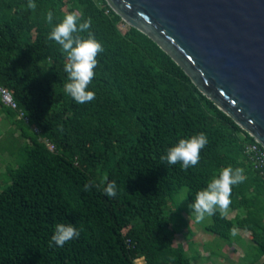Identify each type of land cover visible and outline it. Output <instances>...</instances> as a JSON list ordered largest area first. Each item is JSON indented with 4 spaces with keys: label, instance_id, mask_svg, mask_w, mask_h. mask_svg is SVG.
Wrapping results in <instances>:
<instances>
[{
    "label": "trees",
    "instance_id": "1",
    "mask_svg": "<svg viewBox=\"0 0 264 264\" xmlns=\"http://www.w3.org/2000/svg\"><path fill=\"white\" fill-rule=\"evenodd\" d=\"M34 2L32 10L28 0H0V83L28 117L17 118L0 102L24 152L3 172L0 264H134L139 256L150 264H194L175 242L188 227L185 210L170 203L183 186L192 203L229 165L246 175L233 186L228 210L237 212L224 219L217 212L202 228L229 242L237 236L231 229L250 231L242 260L264 264V175L244 153L255 139L151 37L131 25L121 30L122 17L106 0ZM72 11L80 22L91 18L88 31L104 48L89 85L95 99L85 104L66 94V54L48 39ZM200 132L208 144L195 167L184 171L161 160ZM112 180L118 192L109 198L103 189ZM59 223H73L80 236L56 246L51 237Z\"/></svg>",
    "mask_w": 264,
    "mask_h": 264
},
{
    "label": "water",
    "instance_id": "2",
    "mask_svg": "<svg viewBox=\"0 0 264 264\" xmlns=\"http://www.w3.org/2000/svg\"><path fill=\"white\" fill-rule=\"evenodd\" d=\"M264 145V0H106Z\"/></svg>",
    "mask_w": 264,
    "mask_h": 264
},
{
    "label": "clouds",
    "instance_id": "3",
    "mask_svg": "<svg viewBox=\"0 0 264 264\" xmlns=\"http://www.w3.org/2000/svg\"><path fill=\"white\" fill-rule=\"evenodd\" d=\"M27 7L35 10L37 5L34 0H28ZM47 22L52 23L53 13L49 11ZM81 21L79 13L72 11L66 13L63 19L52 28L48 39L61 46L66 54L64 71L68 75L65 84V92L77 103L85 104L95 99V92L89 90L95 76V68L98 65V54L104 51L103 44L88 31L91 26V18ZM88 32L81 36L79 33ZM208 144L207 134L200 132L189 138H182L177 144L167 149L166 155L161 160L169 165L180 164L182 170L187 171L195 167L201 158V150ZM246 180L244 169L231 165L220 170L218 176H214L207 187L195 194V199L189 204L195 214V220L202 222L206 216H213L217 212L222 219L227 217L228 209L232 204L233 186H237ZM94 182L84 185V191H90ZM104 193L113 198L117 195V182L112 180L103 189ZM231 235H236V229L230 230ZM80 236V230L73 223H59L55 226L51 237L56 246L63 247L67 242Z\"/></svg>",
    "mask_w": 264,
    "mask_h": 264
},
{
    "label": "rangeland",
    "instance_id": "4",
    "mask_svg": "<svg viewBox=\"0 0 264 264\" xmlns=\"http://www.w3.org/2000/svg\"><path fill=\"white\" fill-rule=\"evenodd\" d=\"M118 25L120 29L124 31L128 28L129 24L121 18ZM13 127L14 125H12L4 113L0 112V176L3 179L2 183L0 182V188L4 185V181L7 178V174L3 173L6 166L15 164L16 157H24V152L20 146L22 138L18 135V132H11ZM9 138H11V140ZM11 141L15 142V144L9 143ZM173 198L174 201L170 203L173 210L181 208L185 210L184 212L191 214L192 210L189 208L191 202L187 199L186 186H183ZM193 215L195 216L193 213L191 217ZM210 221L211 216H206L202 222L196 221L195 226L199 227L197 231H192L188 226L184 232L176 235L175 242H181L187 246L185 249L194 264H248V262L246 263L242 260L243 247L247 243L236 241L235 244L233 241L229 242L222 238H212L211 236L214 233L208 232L202 228L203 225ZM245 237L247 238L246 240L251 243L249 240L250 232H247ZM188 241L192 243L188 245ZM233 250H236V253Z\"/></svg>",
    "mask_w": 264,
    "mask_h": 264
},
{
    "label": "built area",
    "instance_id": "5",
    "mask_svg": "<svg viewBox=\"0 0 264 264\" xmlns=\"http://www.w3.org/2000/svg\"><path fill=\"white\" fill-rule=\"evenodd\" d=\"M0 102L2 105L13 109L17 113V118L24 119L28 121V117L25 115L24 111L19 108V105L15 98L13 97L11 91L4 85L0 83ZM34 131L38 132L39 128L34 126ZM49 148L53 149L54 145L47 138H41ZM244 153L253 163V166L258 169L264 175V145L259 141L254 140L247 143L244 147ZM134 264H150L144 257L139 256L134 259Z\"/></svg>",
    "mask_w": 264,
    "mask_h": 264
},
{
    "label": "crops",
    "instance_id": "6",
    "mask_svg": "<svg viewBox=\"0 0 264 264\" xmlns=\"http://www.w3.org/2000/svg\"><path fill=\"white\" fill-rule=\"evenodd\" d=\"M236 212H237V210H228L227 216L228 217H234ZM183 215L185 216V218H186V220L188 222L189 228L192 231L196 232L197 228H199V227L195 226L196 225L195 216L193 215L192 217H190V213H187V212H183ZM247 232H250V231L242 229V228L236 229L237 236H236V240H234L233 243H235L236 241L237 242L241 241V242H245V243L249 244V242L246 240L247 238L245 237V235H247ZM211 237L215 238V237H217V235L216 234H212ZM249 240H250V238H249ZM183 245H184L185 248L187 247V246H185V244H183ZM188 245H189V243H188ZM233 251L236 253V250H233ZM223 252H225V251H223ZM248 264H252V263L248 262Z\"/></svg>",
    "mask_w": 264,
    "mask_h": 264
}]
</instances>
